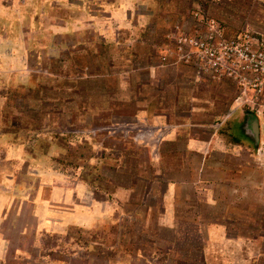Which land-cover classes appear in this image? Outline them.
<instances>
[{
	"label": "rangeland",
	"instance_id": "obj_1",
	"mask_svg": "<svg viewBox=\"0 0 264 264\" xmlns=\"http://www.w3.org/2000/svg\"><path fill=\"white\" fill-rule=\"evenodd\" d=\"M246 48L264 0H0V133L40 174L20 169L1 264H264ZM38 195L76 222L38 223Z\"/></svg>",
	"mask_w": 264,
	"mask_h": 264
},
{
	"label": "crops",
	"instance_id": "obj_2",
	"mask_svg": "<svg viewBox=\"0 0 264 264\" xmlns=\"http://www.w3.org/2000/svg\"><path fill=\"white\" fill-rule=\"evenodd\" d=\"M244 123L247 121L244 116H242ZM1 130V128H0ZM240 132L243 137H248L247 129H240ZM259 135H260V126H259ZM30 166L28 172L26 173L29 177V180H33V175L35 176V181L38 180V167L36 162L33 165V159L31 157L25 158L24 153L21 151V146L18 143H15L13 140H9L4 133H0V264L1 261L6 257V248L7 241L2 234V224H4L8 211L13 208L15 209L17 200H20L23 196H30L28 193L32 186L21 185L19 184V175L22 171L20 170L24 164ZM35 166V168H32ZM43 182L42 188L44 186H49V181L47 179L41 180ZM45 183V184H44ZM35 194L37 193V188ZM34 194V195H35ZM27 196V197H28ZM71 194L70 190H66L62 193V200L65 203H71L70 200ZM66 199V200H65ZM35 204L34 215L39 223V221H44L42 224L55 223L58 217H62L61 220H67L69 222H76L78 216L75 212L72 213L67 211L65 205L63 209L55 210L54 206H50V202L47 200L39 198V195L32 201ZM80 213V210H79ZM60 216H59V215ZM51 224V225H52ZM44 227V226H43Z\"/></svg>",
	"mask_w": 264,
	"mask_h": 264
},
{
	"label": "built area",
	"instance_id": "obj_3",
	"mask_svg": "<svg viewBox=\"0 0 264 264\" xmlns=\"http://www.w3.org/2000/svg\"><path fill=\"white\" fill-rule=\"evenodd\" d=\"M247 50H248V48L245 49V55H244V57L246 59L247 58L249 59V56H251V54H249V52H246ZM251 57H252L251 59H254V62L251 63L250 69H254L255 71L263 70L264 69V51H261L258 54H255L254 56H251ZM258 80H259V78H258ZM258 83H257V85H258ZM260 83H262V82H260Z\"/></svg>",
	"mask_w": 264,
	"mask_h": 264
},
{
	"label": "water",
	"instance_id": "obj_4",
	"mask_svg": "<svg viewBox=\"0 0 264 264\" xmlns=\"http://www.w3.org/2000/svg\"><path fill=\"white\" fill-rule=\"evenodd\" d=\"M246 117H247L248 124L250 125V128L253 131V134H254V137H255V141L257 143L258 137H259V122H258V118L253 113H250L249 115H246Z\"/></svg>",
	"mask_w": 264,
	"mask_h": 264
},
{
	"label": "flooded vegetation",
	"instance_id": "obj_5",
	"mask_svg": "<svg viewBox=\"0 0 264 264\" xmlns=\"http://www.w3.org/2000/svg\"><path fill=\"white\" fill-rule=\"evenodd\" d=\"M258 139H259V137H258ZM257 142H259V141H257Z\"/></svg>",
	"mask_w": 264,
	"mask_h": 264
}]
</instances>
